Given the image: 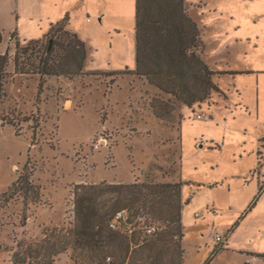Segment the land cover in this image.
Returning a JSON list of instances; mask_svg holds the SVG:
<instances>
[{
  "label": "rangeland",
  "instance_id": "1",
  "mask_svg": "<svg viewBox=\"0 0 264 264\" xmlns=\"http://www.w3.org/2000/svg\"><path fill=\"white\" fill-rule=\"evenodd\" d=\"M104 2L92 0L91 5L98 9L106 7ZM229 3L185 0L189 15V8L193 7L194 17L206 25L204 33L210 47L217 45V27L231 22L227 13L221 15L216 8L225 9ZM262 4L260 1L253 5L262 8L264 14ZM82 5L83 0H43L28 12L37 15L35 21L22 14V41L17 32L9 35L19 26L14 2L0 0V16L5 24L2 31L7 36L0 51L9 48L14 57L18 40L23 48L29 38L44 37L51 23L70 18L71 11L75 13L70 29L87 46L86 69L81 73L73 77H46L40 93L38 74L18 73L8 86V96L2 104L3 117L15 124H0V244L8 247L0 250V264H14V254L26 261L29 256L38 255L37 263L46 264L50 255L70 241L79 184L176 182L179 173L190 182L184 188V199L192 197L183 216L184 264H205L212 251L222 245L211 233L215 231L212 225L216 224L221 232L231 227L254 192L255 181L251 183L250 177L244 176L250 161L242 163L234 154L236 149H253L256 135L244 133L240 120H225L224 101L210 109L205 102L195 104L194 108L182 107L175 96L152 89L144 80L146 77L134 73L135 0H117L118 9L110 5L105 22L95 15L88 22ZM249 15L241 14V18L249 22ZM230 60L233 67L239 66L232 64L239 60L232 56ZM9 70L14 72L13 61ZM251 80L244 78V85L252 84ZM221 83L226 85V77ZM153 105L163 114L168 112V117L157 116ZM199 113L213 114L214 118L199 119ZM204 142L215 149H200L199 144ZM25 166L38 188L39 197L34 202L29 198L24 202L20 189L11 196L7 192L25 172ZM231 172L242 173L243 177H236L228 190L199 186ZM114 197L106 193L98 201L111 205ZM214 203L218 215L208 213L207 207ZM257 223V218L242 225L240 222L229 245L235 251L220 250L210 264H240L245 248L264 254V237L259 235ZM71 252L53 256L54 264H74Z\"/></svg>",
  "mask_w": 264,
  "mask_h": 264
},
{
  "label": "trees",
  "instance_id": "2",
  "mask_svg": "<svg viewBox=\"0 0 264 264\" xmlns=\"http://www.w3.org/2000/svg\"><path fill=\"white\" fill-rule=\"evenodd\" d=\"M68 19L66 16L44 38L31 40L23 48L18 40L14 57L9 48L0 53L1 125L15 124L14 120L6 121L3 117L2 104L16 74L40 75V93L46 77H73L85 69L86 43L68 29ZM135 21V74L146 77L149 83L191 107L208 101L213 91L222 92L214 81L215 71L201 56V30L189 15L185 0H136ZM12 61L14 72L9 70ZM153 111L160 118L168 117V112L163 114L157 105H153ZM26 170L27 166L7 192L11 196L20 189L24 202L25 198L34 202L39 192ZM183 184L179 179L176 182L79 184L75 191L70 241L50 255L46 264H54L53 256L69 250L74 264H184ZM263 189L264 184L260 192ZM106 193L115 196L111 205L98 201ZM121 211L125 212V218L119 220L116 228L111 227ZM150 224L157 225L153 234L146 231ZM237 225L238 222L231 230ZM224 245L217 246L205 264H210ZM7 249L0 244V250ZM29 257L26 261L14 254L13 262L38 264V255Z\"/></svg>",
  "mask_w": 264,
  "mask_h": 264
},
{
  "label": "crops",
  "instance_id": "3",
  "mask_svg": "<svg viewBox=\"0 0 264 264\" xmlns=\"http://www.w3.org/2000/svg\"><path fill=\"white\" fill-rule=\"evenodd\" d=\"M43 0H12L15 4V15L16 21H19V26L15 27L10 31L9 35L13 32H17L19 40L25 41V38L22 36V31L20 29V20L23 16L22 14H28L27 18L30 21H35L37 18L36 14H29V10L32 8H37L41 5ZM102 4L106 1L105 6L94 8L91 3L92 0H83V13H86L87 16L85 18L88 22L93 20V15L98 16L100 20L105 22V16L109 9V6L117 7V0H97ZM230 1L227 8H216L219 13L222 15L227 13L231 17V22L226 26H218L214 35V42L217 43L216 46H209L208 39L205 38V27L206 25L200 22L197 17H194L192 14L193 7L189 8V12L191 17L198 24L199 29L201 30V38L203 42V48L201 51L202 58L209 64L211 69L215 71L214 81L218 84L220 90L222 92L213 91L210 99L211 102H205L204 105L208 106L209 109L212 105H217L220 101H224L226 105V121H237L240 120L243 123V131L246 134H255L256 135V143L255 147L251 150H247L241 148L239 150H235V157H238L240 162L250 161V167L245 178L248 179L250 177L251 183L255 181L254 192L251 195L249 202L247 203L246 208L242 212L241 216L235 221L238 222V225L235 229L231 230V227L226 228L224 231H220L219 227L216 224H213L211 229L215 231H211L212 234H222L226 237V242L222 251L231 250L229 248L232 234L237 230L238 226L245 223L248 219L257 218L258 223L255 227H257L259 231V235L264 237V189L260 192L262 185L264 184V14L262 13V8L259 9L255 7L254 2L262 1L264 5V0H228ZM243 1V2H242ZM242 2V4H241ZM193 5V4H192ZM194 5L201 6V4L197 3ZM31 6V7H30ZM92 7V8H91ZM42 9V7H41ZM118 9V8H115ZM74 11H71L70 18L68 20V29H70V25L73 23ZM250 13L251 16L249 22L243 20L241 18V14ZM92 14V15H91ZM135 15H136V0H135ZM65 18V17H64ZM63 18V19H64ZM61 19L60 21H62ZM58 21V22H60ZM56 22V23H58ZM56 23H51L50 28ZM5 24L3 18L0 16V30L4 29ZM50 30V29H49ZM49 32V31H48ZM75 32V31H73ZM3 33V31H2ZM77 33V32H75ZM46 33L44 37L47 35ZM78 34V33H77ZM8 35V36H9ZM79 35V34H78ZM38 36V35H37ZM6 35L3 33V42L0 44H4L6 41ZM44 37H37L35 39H42ZM27 38V37H26ZM29 41L34 40V38L28 39ZM8 48L2 49L0 53H5ZM236 58L240 62L233 61L232 64H238L239 66L233 67L230 64V57ZM229 61V62H228ZM86 66V65H85ZM86 69V68H85ZM135 70V67L134 69ZM106 71V70H105ZM120 70H107V72H117ZM139 76V75H138ZM226 77V85L223 86L222 78ZM250 78L252 84L244 85L243 79ZM145 81L149 83V81L144 78ZM152 86V89H159L155 85L149 83ZM154 87V88H153ZM151 89V88H150ZM155 91V90H154ZM160 91V90H159ZM209 99V100H210ZM188 106L183 103V106ZM204 106V107H206ZM181 107V110H182ZM191 107V106H189ZM203 107V108H204ZM191 108H194L192 106ZM200 114V113H199ZM202 115V114H201ZM205 115L208 113H203V117L199 119L210 120L213 119L214 116L211 114L209 118H206ZM183 120V117H182ZM182 124V122H181ZM251 132V133H250ZM213 142V141H212ZM200 149H215L212 148L207 142L199 144ZM218 148V147H216ZM181 157H179V161ZM236 161V160H235ZM180 170V169H179ZM179 180L184 184L182 186V200L185 203L183 211H182V223L183 216L186 206L190 204L192 197L184 199V188L186 185L190 184L189 181L184 180L179 173ZM242 175L239 173H229L225 174L224 177L220 180H212L207 183H199V186L208 187L212 189H216L218 187H223L224 189H229L232 185L233 180L236 177H240ZM243 177V175H242ZM193 194H196V191H193ZM210 205V204H209ZM209 207V206H208ZM208 213L214 215H218V208H216L215 203L211 204L210 208H208ZM198 215V214H197ZM184 226V224H183ZM185 228V227H184ZM205 233L203 234V236ZM185 237V236H184ZM184 240V238H183ZM184 248V247H183ZM235 251V250H231ZM253 248H245L242 249L240 255V264H264V254L254 253ZM216 258V255L215 257ZM213 258V260H214Z\"/></svg>",
  "mask_w": 264,
  "mask_h": 264
},
{
  "label": "built area",
  "instance_id": "4",
  "mask_svg": "<svg viewBox=\"0 0 264 264\" xmlns=\"http://www.w3.org/2000/svg\"><path fill=\"white\" fill-rule=\"evenodd\" d=\"M198 117L202 118L203 116L201 114H199ZM205 117L209 118L208 115H205ZM125 216H126L125 212H123V211L119 212L116 215L115 219L111 222V227L116 228L119 220L125 218ZM146 231H147L148 234L155 233L157 231V225L156 224L148 225L147 228H146ZM215 237H216V240H217L218 243L224 244L226 242V237L223 236L222 234L216 233ZM108 260H111V258L109 257Z\"/></svg>",
  "mask_w": 264,
  "mask_h": 264
}]
</instances>
